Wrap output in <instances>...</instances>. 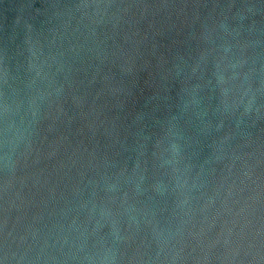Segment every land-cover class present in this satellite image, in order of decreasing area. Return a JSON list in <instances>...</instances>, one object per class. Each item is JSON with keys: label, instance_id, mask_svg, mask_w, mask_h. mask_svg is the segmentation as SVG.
I'll list each match as a JSON object with an SVG mask.
<instances>
[{"label": "water", "instance_id": "1", "mask_svg": "<svg viewBox=\"0 0 264 264\" xmlns=\"http://www.w3.org/2000/svg\"><path fill=\"white\" fill-rule=\"evenodd\" d=\"M0 264H264V0H0Z\"/></svg>", "mask_w": 264, "mask_h": 264}]
</instances>
